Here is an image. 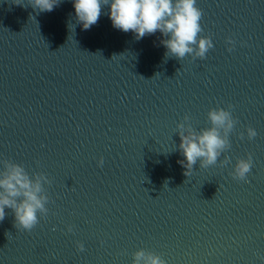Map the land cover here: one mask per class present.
Wrapping results in <instances>:
<instances>
[{"label": "water", "instance_id": "1", "mask_svg": "<svg viewBox=\"0 0 264 264\" xmlns=\"http://www.w3.org/2000/svg\"><path fill=\"white\" fill-rule=\"evenodd\" d=\"M30 3L0 0V173L46 175L50 199L30 231L6 209L0 264H133L140 249L167 264H264V0H197L214 47L182 60L159 31L115 29L107 7L83 30L71 0ZM217 106L237 120L231 146L185 175L177 125L210 127Z\"/></svg>", "mask_w": 264, "mask_h": 264}, {"label": "clouds", "instance_id": "2", "mask_svg": "<svg viewBox=\"0 0 264 264\" xmlns=\"http://www.w3.org/2000/svg\"><path fill=\"white\" fill-rule=\"evenodd\" d=\"M77 22L83 30L95 25L102 8L107 7V15L115 29L125 33L132 32L136 40L159 31L165 39L162 44L166 48L165 57L182 60L186 55L193 59H204L214 47L210 36L200 35L203 28L201 19L203 11L197 6V0H71ZM61 0H31L33 9L39 12H51ZM70 28L74 26L69 24ZM228 51L235 47V41L229 37ZM231 108V106H229ZM210 127L185 131V123L177 125L179 129V149L184 159L179 163L186 170L185 175L193 170L199 161L201 167L215 165L218 158L230 148V133L237 120L232 112L224 107H214L207 113ZM190 117L185 115L184 121ZM257 131L249 127L247 137L252 140ZM243 139V133L241 134ZM226 160L225 163H229ZM104 160L98 161L103 166ZM253 165L252 156L236 161L231 175L237 180H246ZM51 180L44 174L33 178L20 164H11L7 171L0 173V221L6 216V209L14 214V225L18 230L30 231L42 216L48 213L49 196L44 194L43 185ZM68 231L72 228L69 226ZM80 251L85 245L78 243ZM133 264H167L160 255L140 249L134 253Z\"/></svg>", "mask_w": 264, "mask_h": 264}]
</instances>
